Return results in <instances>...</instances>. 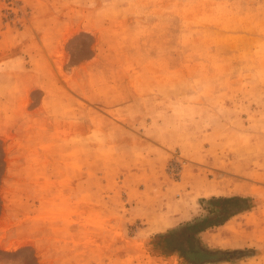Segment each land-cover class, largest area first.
Returning a JSON list of instances; mask_svg holds the SVG:
<instances>
[{
  "label": "rangeland",
  "instance_id": "1",
  "mask_svg": "<svg viewBox=\"0 0 264 264\" xmlns=\"http://www.w3.org/2000/svg\"><path fill=\"white\" fill-rule=\"evenodd\" d=\"M264 264V0H0V264Z\"/></svg>",
  "mask_w": 264,
  "mask_h": 264
},
{
  "label": "trees",
  "instance_id": "2",
  "mask_svg": "<svg viewBox=\"0 0 264 264\" xmlns=\"http://www.w3.org/2000/svg\"><path fill=\"white\" fill-rule=\"evenodd\" d=\"M211 212L165 233L154 236L153 245L160 253L176 254L185 264L216 262L214 251L202 245L198 235L204 230L223 224L231 216L247 209L250 199L239 196L211 197L206 200Z\"/></svg>",
  "mask_w": 264,
  "mask_h": 264
}]
</instances>
